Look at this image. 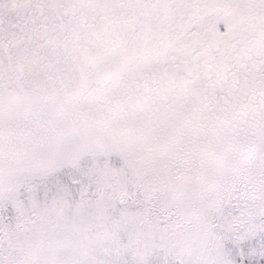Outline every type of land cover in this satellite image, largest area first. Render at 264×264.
Here are the masks:
<instances>
[{
  "label": "snow or ice",
  "instance_id": "6c2138e0",
  "mask_svg": "<svg viewBox=\"0 0 264 264\" xmlns=\"http://www.w3.org/2000/svg\"><path fill=\"white\" fill-rule=\"evenodd\" d=\"M0 264H264V0H0Z\"/></svg>",
  "mask_w": 264,
  "mask_h": 264
}]
</instances>
